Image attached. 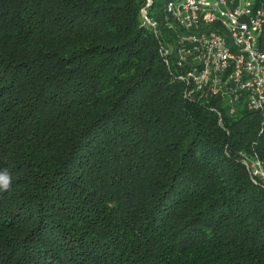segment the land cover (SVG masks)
Masks as SVG:
<instances>
[{
	"label": "trees",
	"instance_id": "16d2710c",
	"mask_svg": "<svg viewBox=\"0 0 264 264\" xmlns=\"http://www.w3.org/2000/svg\"><path fill=\"white\" fill-rule=\"evenodd\" d=\"M150 1L0 0V264H264V109L185 96Z\"/></svg>",
	"mask_w": 264,
	"mask_h": 264
},
{
	"label": "built area",
	"instance_id": "2783aa9c",
	"mask_svg": "<svg viewBox=\"0 0 264 264\" xmlns=\"http://www.w3.org/2000/svg\"><path fill=\"white\" fill-rule=\"evenodd\" d=\"M164 12L168 28L183 31L170 49L161 50L165 57L174 56L185 96L196 92L219 98L230 115L237 106L261 112L264 51L258 40L264 28V0H175ZM142 17L155 27L146 14ZM243 163L252 182L264 187L263 162L253 157Z\"/></svg>",
	"mask_w": 264,
	"mask_h": 264
},
{
	"label": "clouds",
	"instance_id": "9594fccd",
	"mask_svg": "<svg viewBox=\"0 0 264 264\" xmlns=\"http://www.w3.org/2000/svg\"><path fill=\"white\" fill-rule=\"evenodd\" d=\"M11 184V177L7 171L0 172V189L8 190Z\"/></svg>",
	"mask_w": 264,
	"mask_h": 264
},
{
	"label": "rangeland",
	"instance_id": "374dc122",
	"mask_svg": "<svg viewBox=\"0 0 264 264\" xmlns=\"http://www.w3.org/2000/svg\"><path fill=\"white\" fill-rule=\"evenodd\" d=\"M146 2H147V5H148L149 0H146ZM147 5H146V6H147ZM144 10H145V9H142V10H141V14H142V12H144ZM226 39L228 40V44H229V39H228L227 36H226ZM172 44H175V40H174V42H173ZM170 46H171V45H170ZM170 46H169L168 44H165L164 48H166V49L168 50V49H170ZM232 51H233V49H232ZM166 59H168V60H167L168 62H166L167 64H168L169 62H170L171 64L174 63V56H173L172 54H169V55L166 57ZM178 75H179V74H176L177 77H178ZM184 84H185V83H184ZM189 93H190V92H189ZM191 93H192V92H191ZM252 159H253V158H252Z\"/></svg>",
	"mask_w": 264,
	"mask_h": 264
},
{
	"label": "water",
	"instance_id": "95a60500",
	"mask_svg": "<svg viewBox=\"0 0 264 264\" xmlns=\"http://www.w3.org/2000/svg\"><path fill=\"white\" fill-rule=\"evenodd\" d=\"M150 2H151V1L149 0L148 5L150 4ZM148 5H147V6H148ZM147 6H146V7H147ZM144 9H145V8H144ZM142 15H145V10H144V12H142Z\"/></svg>",
	"mask_w": 264,
	"mask_h": 264
}]
</instances>
